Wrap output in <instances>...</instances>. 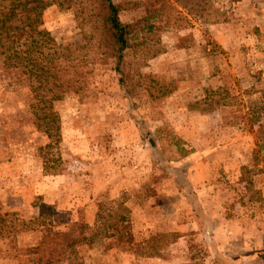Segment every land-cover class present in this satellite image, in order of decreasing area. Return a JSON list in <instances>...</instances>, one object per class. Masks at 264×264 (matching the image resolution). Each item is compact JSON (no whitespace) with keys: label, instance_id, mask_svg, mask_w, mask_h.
<instances>
[{"label":"rangeland","instance_id":"rangeland-1","mask_svg":"<svg viewBox=\"0 0 264 264\" xmlns=\"http://www.w3.org/2000/svg\"><path fill=\"white\" fill-rule=\"evenodd\" d=\"M114 2L131 46L119 72L114 58L96 57L84 89L53 101L51 152L39 149L48 138L26 74L0 59V264H32L27 248L44 227L77 220L93 241L57 264H222L208 241L210 219L222 216L264 242V0ZM89 6L53 4L42 26L82 45L89 33L76 11ZM192 220L200 231L179 230ZM156 234L153 248L141 246Z\"/></svg>","mask_w":264,"mask_h":264},{"label":"trees","instance_id":"trees-1","mask_svg":"<svg viewBox=\"0 0 264 264\" xmlns=\"http://www.w3.org/2000/svg\"><path fill=\"white\" fill-rule=\"evenodd\" d=\"M73 1L0 0V59L5 69L26 74L32 91L33 121L48 138L39 149L46 152H51L60 141V120L53 101L61 99L67 92L79 93L84 89L89 73L86 66L96 57L114 58L115 70L119 72L123 52L131 46V26L121 21L123 6L114 0H90L89 8L76 11L84 37L89 33L87 42L82 45L58 43L42 26L43 12L53 4L62 9L69 8ZM147 18L144 17L148 21ZM84 23L89 24L90 30L84 29ZM148 28L151 30L152 25L148 24ZM89 49L93 55L88 54ZM221 99L218 95L215 103L221 104ZM100 206L98 204L95 221L99 218ZM3 226L5 219L0 215V228ZM90 230V225L83 220L73 221L65 231H55L50 225L44 227L41 240L27 248L35 255L31 263L57 264L64 257L69 261V256L73 258L79 245L93 241ZM158 238L159 235H153L141 246L153 248L151 242Z\"/></svg>","mask_w":264,"mask_h":264},{"label":"crops","instance_id":"crops-1","mask_svg":"<svg viewBox=\"0 0 264 264\" xmlns=\"http://www.w3.org/2000/svg\"><path fill=\"white\" fill-rule=\"evenodd\" d=\"M197 223L195 220L181 223L179 230L191 226L190 229L200 231L202 227L199 228ZM248 233L246 226L233 219L224 216L210 219L209 250L215 260L222 264H264V260L257 256L260 250H264V242L250 241Z\"/></svg>","mask_w":264,"mask_h":264}]
</instances>
